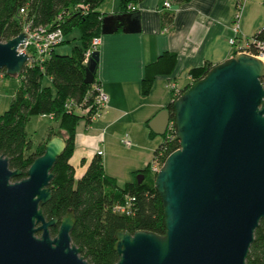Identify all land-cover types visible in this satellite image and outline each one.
I'll return each instance as SVG.
<instances>
[{"label": "water", "instance_id": "1", "mask_svg": "<svg viewBox=\"0 0 264 264\" xmlns=\"http://www.w3.org/2000/svg\"><path fill=\"white\" fill-rule=\"evenodd\" d=\"M140 31L138 12L109 14L101 33ZM19 33L0 41V70L16 77L28 55L17 48ZM99 53L86 65L92 84ZM263 62L245 53L211 66L147 123L164 136L173 122L179 148L154 175L164 213V234L117 230L114 264H245L254 232L264 218ZM61 135L44 144L26 171L12 170L0 155V264H88L71 242L73 210L47 220L52 168L65 149ZM144 175L135 176L138 182ZM59 221L56 235L49 228Z\"/></svg>", "mask_w": 264, "mask_h": 264}, {"label": "trees", "instance_id": "2", "mask_svg": "<svg viewBox=\"0 0 264 264\" xmlns=\"http://www.w3.org/2000/svg\"><path fill=\"white\" fill-rule=\"evenodd\" d=\"M104 1L0 0L2 42L19 34L22 22L20 8L25 9L24 17L31 19L34 25L61 28L64 38L75 28L79 31V43L73 47L71 54H54L52 51L50 57L42 64L25 65L17 75L20 83L15 91L16 95L11 98L7 109L0 114V155L7 158L10 169L21 171L19 176L12 178V181H17L26 177L28 167L43 153L47 140L53 135L63 136L66 146L51 170V198L42 206V211L48 220L54 216L60 219L68 210H73L75 224L70 231L71 242L80 248V255L88 264H114L118 260L114 249V234L117 230H125L131 234L136 230H148L157 234L165 232L163 204L154 187L155 174L151 172L150 164L132 173L134 176L139 173L144 175L140 182L134 178L119 185L114 177L105 174L99 155L92 158L78 179H75L74 168L69 163L77 125L82 120L86 124L91 123L96 112L93 87L98 82L95 77L92 84L84 82L87 64H84L83 58L91 39L101 33L104 14L100 13L98 8ZM139 1L121 0L120 13H125L129 4ZM173 1L183 3L189 0ZM171 18L169 13L163 15L166 24L170 23ZM252 37L264 38V24ZM167 57L173 58L164 52L159 56V62ZM209 68L210 66L204 65L192 69V83L204 76ZM0 71L4 76L11 77L6 74L5 69ZM153 79L152 75L142 79L143 95L149 93ZM189 85L181 89V92ZM70 102L73 107L71 112H67ZM172 105L173 101L167 107L172 110ZM87 106L90 111L86 115H80L76 111ZM50 114L57 130L55 131L54 127L49 128L45 139L34 146L27 137L25 124L33 115ZM149 134L154 136L151 130ZM177 148L179 140L173 130L166 132L163 141L153 152V159H159L163 163L167 155ZM126 196L134 199L130 214L115 212L113 207L123 204ZM51 235H56V231L53 230ZM245 264H264V218L260 220L254 232Z\"/></svg>", "mask_w": 264, "mask_h": 264}, {"label": "crops", "instance_id": "3", "mask_svg": "<svg viewBox=\"0 0 264 264\" xmlns=\"http://www.w3.org/2000/svg\"><path fill=\"white\" fill-rule=\"evenodd\" d=\"M105 1L98 8L103 16L120 13L121 0ZM165 1L140 0L135 4L139 32L124 33L119 29L111 34L100 33L95 79L107 95L108 104L99 118L89 124L82 120L76 127L74 148L69 158L75 179L83 175L97 151L102 152L100 157L105 174L114 178L121 175L118 168L111 166L112 173L106 172V164L112 165V160L119 158L116 143L125 134L133 138L136 148H140L131 153L126 182L132 181L130 177L134 171L150 164L147 158L151 152L153 155L159 143L154 138L156 134H149L147 121L173 101L167 82L174 81L179 89H183L192 83V69L204 65L211 67L232 57L233 49L228 39L233 36L231 24L236 0H189L183 3L169 0V8L164 7ZM242 5L239 36L245 40L264 24V0H243ZM107 9L108 13L104 11ZM129 12L131 10L127 8L125 13ZM165 13L172 15L168 24L163 19ZM57 46L52 50L54 54L63 50ZM164 52L173 58L159 62V56ZM147 75L154 79L149 93L143 95L141 81ZM182 80L185 83L180 87ZM131 145L130 142L126 146Z\"/></svg>", "mask_w": 264, "mask_h": 264}, {"label": "built area", "instance_id": "4", "mask_svg": "<svg viewBox=\"0 0 264 264\" xmlns=\"http://www.w3.org/2000/svg\"><path fill=\"white\" fill-rule=\"evenodd\" d=\"M242 2L243 0H236V10L232 18L231 29L233 31V36L228 39V44L233 49L232 56H235L240 53L250 54L258 59H260L264 64V38H248L243 40L242 37L239 36L240 27H239V18L242 10ZM165 8L170 7L169 0L163 3ZM127 8L131 11L136 10L135 4H129ZM25 9L20 8V14L22 15L21 29L20 32L25 34V38L23 42H21L17 48L18 52H22L28 55V59L26 65H34V64H42L46 59H48L51 55L53 48L63 42L64 35L62 29L59 27L50 28V26L46 25H34L31 19H26L24 17ZM19 32V33H20ZM100 35L94 36L91 39L90 45L87 50L84 52L83 62L87 64L91 54L97 50L98 45L100 44ZM168 88L173 93V100L181 93V89L178 88L176 82L168 81ZM261 83L264 87V77L261 79ZM95 91L94 97V106L96 108V112L93 114L92 120L100 116L101 111L107 107L108 97L103 92L99 83H96L93 87ZM73 107V103H69L67 105V112H71ZM76 111L80 115H86L90 111V107H81L76 109ZM52 119V114L43 115ZM173 130V122L170 121L167 131L170 132ZM126 145H129L130 142L128 140H124ZM101 151H97L96 155H101ZM162 163L159 159H153L150 163V170L152 173H156L161 167ZM133 197L126 196L123 204H118L113 207V210L118 213H124L126 215L130 214V206L133 201Z\"/></svg>", "mask_w": 264, "mask_h": 264}, {"label": "rangeland", "instance_id": "5", "mask_svg": "<svg viewBox=\"0 0 264 264\" xmlns=\"http://www.w3.org/2000/svg\"><path fill=\"white\" fill-rule=\"evenodd\" d=\"M105 2H110V1L107 0ZM104 11L108 13L109 10L107 9ZM78 36H79V31L76 28L73 29L69 34L65 35L64 42L57 46L58 49L64 50V51L61 50L60 54L72 53L73 47L79 43ZM19 83L20 81L17 76L16 77H6L4 76L3 72L0 71V114L3 113L7 109L11 101V98L15 97L16 95L15 91L18 89ZM184 83L185 82L182 80L181 83L179 84L180 87L183 86ZM51 127H54L53 129L55 131L57 130V126L52 119H49L48 117H45L43 115H33L26 122L25 131H26L27 137L33 142V145L35 146L39 142L45 139V136L49 128ZM154 138L159 142L156 144L157 146L163 141V136L157 135V136H154ZM125 139L130 140L132 145L126 146V144L124 143ZM138 149L140 148L135 147L133 138L131 136L127 137V135L125 134H122L120 141L116 143V150H118L119 158H114V160H112L113 163L110 162L112 163V165L111 164L109 165V163L107 162L108 164H106V172L112 173L111 172L112 168H110V166L115 169L118 168L121 172V175L119 174L115 178L117 179L119 185H123L126 181H128L127 180L128 178L126 179V177L128 174V168L130 167V163L132 162L130 161L131 156H132L131 153L135 152ZM144 152L146 151L144 150ZM142 156L145 157L146 155L142 153ZM152 158H153V155L151 152V154L147 158V161L151 163ZM134 178L135 176L132 174L130 179L133 180Z\"/></svg>", "mask_w": 264, "mask_h": 264}, {"label": "flooded vegetation", "instance_id": "6", "mask_svg": "<svg viewBox=\"0 0 264 264\" xmlns=\"http://www.w3.org/2000/svg\"><path fill=\"white\" fill-rule=\"evenodd\" d=\"M12 181V180H11ZM46 204V203H45ZM44 204V205H45ZM43 206V205H42ZM55 217V216H54ZM53 218V217H52ZM49 220V219H48ZM58 227H59V221L56 223V225L54 226V227H51V228H49V230H50V233L53 231V230H55L56 231V233H57V231H58Z\"/></svg>", "mask_w": 264, "mask_h": 264}]
</instances>
